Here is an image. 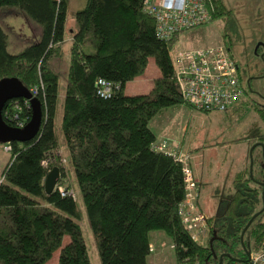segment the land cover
I'll return each instance as SVG.
<instances>
[{"label":"trees","instance_id":"trees-1","mask_svg":"<svg viewBox=\"0 0 264 264\" xmlns=\"http://www.w3.org/2000/svg\"><path fill=\"white\" fill-rule=\"evenodd\" d=\"M203 1L212 20L230 18L222 0ZM143 3L86 0L67 33L68 0H0V15L14 12L32 37L21 51L11 53L0 24V79L15 77L30 92L35 90L42 111L34 139L4 144L10 158L0 179V264H44L55 251L57 264H90L74 197H62L57 191L65 183L67 163L61 152L57 156L54 129L57 66L65 40L70 49L61 132L100 263L147 264L154 232L172 239L176 264H218L220 255L230 257L221 264L246 258L238 250L240 234L261 209L263 188L256 182L264 183V151L261 145L252 151V177L249 151L244 166L234 173L229 200L218 204L214 217H207L210 238L205 245L191 240L177 211L184 197L182 164L169 151L155 149L158 141L149 124L167 108L194 107L183 99L174 77L170 51L178 34L168 41L159 39L155 19ZM150 58L159 74L149 91L125 94V84L143 74ZM99 81L111 87L109 97L101 94ZM242 94L241 90V98L221 112L238 116L250 107L259 124L253 141L264 147V114ZM208 112L212 111H201ZM30 115L28 102L21 99L8 101L2 111L4 121L13 127L24 126ZM183 144L178 143L176 152L183 154ZM55 166L60 179L47 195L43 180ZM199 185L200 181L198 190ZM245 236L252 247L261 245L264 212L244 233V246Z\"/></svg>","mask_w":264,"mask_h":264},{"label":"rangeland","instance_id":"rangeland-1","mask_svg":"<svg viewBox=\"0 0 264 264\" xmlns=\"http://www.w3.org/2000/svg\"><path fill=\"white\" fill-rule=\"evenodd\" d=\"M222 1L231 11L230 18L228 20L216 18L210 23L181 32L176 41L178 46L186 50H194L219 44L225 45L230 49L232 58L238 66L256 63L260 68L261 61L256 54V49L264 39V0ZM85 3L86 0H68L65 24L67 33L74 25L76 12L81 10ZM13 13L5 11L1 14L0 24L8 35V51L16 53L29 44L32 37H30L31 32L28 25ZM69 49L70 43L65 40L63 56L57 66L59 83L54 121L55 135L60 150L57 156L61 152V160H67V163H64L66 178L62 186L69 187L74 193L78 223L87 247L90 264H101L74 172L68 162V153L61 132ZM158 74L154 60L150 58L143 74L125 84V94L148 92ZM149 126L156 136L157 145L159 140H165L166 144L168 142L177 146L180 142L184 143L183 154L188 157V163L195 167L200 175L197 176L200 181L199 208L207 217H214L218 204L229 200L234 173L241 167L244 159L246 160V155L254 143L252 135L259 127L255 112L247 106L242 114L230 116L220 111L201 113L181 105L163 110L161 114L152 119ZM245 136L248 140L238 141ZM157 145H155L156 148ZM3 149L4 144H0V179L1 172L10 158V154ZM151 237L153 252L147 257V264H176L172 239L157 232L152 233ZM67 240L68 238L65 237L63 243ZM245 242L249 252L251 247L247 236H245ZM238 250L242 251L241 246ZM57 255L58 251H55L44 264H57Z\"/></svg>","mask_w":264,"mask_h":264},{"label":"built area","instance_id":"built-area-1","mask_svg":"<svg viewBox=\"0 0 264 264\" xmlns=\"http://www.w3.org/2000/svg\"><path fill=\"white\" fill-rule=\"evenodd\" d=\"M143 5L145 12L155 19L157 37L164 41L212 19L203 0H144ZM170 57L180 94L196 111L221 112L231 102L241 98L242 88L238 80L237 66L223 46L186 50L176 42ZM99 85L101 94L109 97V84L99 81ZM31 93L34 95L35 90ZM18 127L23 125L20 123ZM9 149L5 148L6 151ZM155 149L169 151L182 164L184 197L178 205V215L191 240L205 245L210 238V226L207 216L199 209V181L188 163V157L176 152L177 145L168 142L166 144L165 140L158 143ZM57 191L62 197H74L71 189L57 187ZM250 247L248 257L229 264H264V237L257 248Z\"/></svg>","mask_w":264,"mask_h":264},{"label":"water","instance_id":"water-1","mask_svg":"<svg viewBox=\"0 0 264 264\" xmlns=\"http://www.w3.org/2000/svg\"><path fill=\"white\" fill-rule=\"evenodd\" d=\"M24 100L28 102L31 115L29 121L23 127H13L7 124L2 116V111L8 101L11 100ZM41 120H42V111L41 105L39 100L32 95V93L22 84V82L15 78V77H7L0 79V144H10L13 142L16 143H24L34 139L41 127ZM255 145H253L249 150V158H250V168L249 174L252 177V151ZM262 150L264 151V147L261 146ZM264 156V155H263ZM60 179V170L58 167L51 168L43 180V189L45 194H50L54 191V188L57 186L58 181ZM263 191L261 192V199L263 201V205L260 211L255 213L244 229L240 234V245L245 254L248 257V250L247 247L243 245V235L248 229L251 222L258 217L261 213L264 212V184L261 185ZM215 238V236H213ZM212 240V239H211ZM210 240V242H211ZM214 257H216L214 255ZM224 257L230 258L228 255H220L218 257V264L222 263V259ZM233 262H238L240 260L231 258Z\"/></svg>","mask_w":264,"mask_h":264},{"label":"flooded vegetation","instance_id":"flooded-vegetation-1","mask_svg":"<svg viewBox=\"0 0 264 264\" xmlns=\"http://www.w3.org/2000/svg\"><path fill=\"white\" fill-rule=\"evenodd\" d=\"M211 21L212 19L207 23H210ZM221 46H223V48L229 53V55L232 58L230 49L225 45H221ZM256 54L259 56L261 61L260 68L256 63H254L253 65H245L240 67L236 64L235 61L234 62L237 66L238 78L240 81V86L242 87V92H243L242 96L246 98L247 101L251 103L255 108L260 110L261 114L263 115L264 114V39L262 41V44L256 49ZM253 145H255L254 149L259 147L260 145L262 146V144L259 141H255ZM256 184L260 186L263 185L264 183L256 182ZM199 198H200V194H199ZM262 205H263V201L261 200L260 208H262Z\"/></svg>","mask_w":264,"mask_h":264}]
</instances>
